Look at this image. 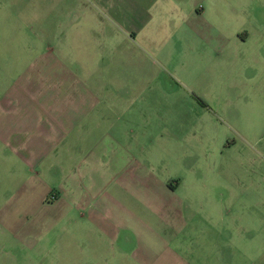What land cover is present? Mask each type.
<instances>
[{
	"label": "rangeland",
	"instance_id": "374dc122",
	"mask_svg": "<svg viewBox=\"0 0 264 264\" xmlns=\"http://www.w3.org/2000/svg\"><path fill=\"white\" fill-rule=\"evenodd\" d=\"M186 4L194 15L154 10L142 47L116 38L111 58L96 48L94 59L113 61L116 87L142 90L136 97L122 91L142 113L133 114L131 128L117 125L113 169H141L152 178L143 199L172 203L194 219L196 230L182 233L175 250L188 264H264V0ZM61 6L67 17L58 14ZM52 9L66 27L57 28L53 15L45 31L31 32L17 16H0V92L26 83L19 76L47 55L50 63L41 66L51 82L79 91V0H52ZM11 147L0 137V264H79V238L101 249L89 229H79V209L67 217L29 191L36 183L57 185L62 175L36 180ZM92 147L70 154L83 157ZM23 187L25 203L16 199ZM120 258L131 261L114 256L110 263Z\"/></svg>",
	"mask_w": 264,
	"mask_h": 264
},
{
	"label": "crops",
	"instance_id": "0c3cea01",
	"mask_svg": "<svg viewBox=\"0 0 264 264\" xmlns=\"http://www.w3.org/2000/svg\"><path fill=\"white\" fill-rule=\"evenodd\" d=\"M186 1L191 0H79V91L51 82L41 66L49 62L47 55L38 59L39 68L34 62L19 76L26 83L0 92L3 144L13 145L12 152L36 180L48 172L62 175L57 185L36 183L29 191L44 207H62L67 217L73 208L79 209V229H89L87 236L95 237L102 246L86 248L87 240L79 238L83 241L79 264H188L175 250L182 233L191 235L196 230L194 219L185 217L172 203L150 205L143 199L149 192L146 183L152 178L141 169H113L115 157L110 149L115 147L117 125L125 122L123 127L131 128L133 114L142 113L122 91L130 95L133 91L136 97L142 90L116 87L111 81L116 79L110 71L113 61L94 59L100 54L96 48L111 58L116 38L124 46L142 47L147 41L143 34L156 20L153 11L158 8L156 16L169 8L194 15ZM61 8L58 14L67 17ZM31 12L38 14L34 21ZM58 14L52 9V0H0V16H17L18 23L31 32L45 31L53 15L58 16L57 28L66 27L65 17ZM124 64L119 61L118 68L122 70ZM86 143L93 147L83 157L70 154ZM58 146L61 153L53 154ZM24 188L16 196L23 203L30 200L20 195ZM104 244L114 256L131 261L120 258L119 263H110L114 256ZM93 255L101 257L100 262L88 258Z\"/></svg>",
	"mask_w": 264,
	"mask_h": 264
}]
</instances>
